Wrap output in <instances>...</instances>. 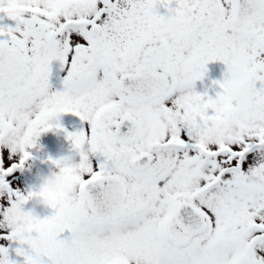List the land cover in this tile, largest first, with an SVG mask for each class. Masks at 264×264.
<instances>
[{
    "label": "snow or ice",
    "instance_id": "obj_1",
    "mask_svg": "<svg viewBox=\"0 0 264 264\" xmlns=\"http://www.w3.org/2000/svg\"><path fill=\"white\" fill-rule=\"evenodd\" d=\"M166 14L190 26L172 36ZM217 61L222 91L197 94ZM68 113L90 126L67 134L77 192L14 228L34 193L10 180ZM34 232L43 254L23 246ZM0 241L23 264H264V0H0ZM0 264H16L3 243Z\"/></svg>",
    "mask_w": 264,
    "mask_h": 264
},
{
    "label": "clouds",
    "instance_id": "obj_2",
    "mask_svg": "<svg viewBox=\"0 0 264 264\" xmlns=\"http://www.w3.org/2000/svg\"><path fill=\"white\" fill-rule=\"evenodd\" d=\"M162 28L169 32L172 36L179 35L186 27L190 26V20L187 17H176L172 14H166L162 17ZM30 21H25L28 24ZM209 110L216 115L222 111V105L213 103ZM8 123L19 128L18 120L7 118ZM59 121L53 120L51 122L53 129L56 128ZM205 128L211 129L214 125L207 122ZM4 143L13 147L19 148L20 139L16 136L8 135L4 139ZM58 165H54L49 174L41 177V183L38 190H34V195L31 197L32 207L25 209L18 208L11 217V223L14 228L26 231L29 227L37 224L41 218L42 213L52 210L53 201L56 197L67 196L69 194H76L77 186H75L68 175V171L78 172L81 167L79 158L72 154L62 157L58 160ZM39 210V212L37 211ZM24 247L32 250L35 253L43 254L49 248V241L39 233L29 235L24 241Z\"/></svg>",
    "mask_w": 264,
    "mask_h": 264
},
{
    "label": "flooded vegetation",
    "instance_id": "obj_3",
    "mask_svg": "<svg viewBox=\"0 0 264 264\" xmlns=\"http://www.w3.org/2000/svg\"><path fill=\"white\" fill-rule=\"evenodd\" d=\"M3 26L12 27L14 23L5 19ZM51 75L49 78V85L53 91H63V79L66 77V69H63L58 61H54L51 65ZM226 76V66L217 61L207 65V73L203 80L196 81L197 84H205L209 79L218 77L219 75ZM257 84H260L259 82ZM207 86V85H206ZM212 89V88H211ZM208 96V95H207ZM216 96V95H215ZM209 98L215 99L213 96ZM59 123L63 131L53 129L52 131L42 133L36 140L35 146L30 149L32 161L35 163V168L38 173L34 174L35 190H38L41 177L49 174L54 165L50 161H57L68 154H72L78 158L77 152L73 149L72 144L67 139L68 133H79L81 131L88 132L90 126L87 122L81 121L79 117L70 113L64 114L59 118ZM29 162V161H28ZM27 176V175H26ZM26 176L23 180H27ZM52 213H49L51 215Z\"/></svg>",
    "mask_w": 264,
    "mask_h": 264
},
{
    "label": "rangeland",
    "instance_id": "obj_4",
    "mask_svg": "<svg viewBox=\"0 0 264 264\" xmlns=\"http://www.w3.org/2000/svg\"><path fill=\"white\" fill-rule=\"evenodd\" d=\"M226 76L219 75L218 77L209 79L205 84H197L195 85V91L197 94L216 97L215 95L219 94L222 90L218 87V82H222ZM261 87L260 84L256 85L257 90ZM212 88V89H211ZM18 159V158H17ZM38 173V169L35 168V163L31 160L27 162L26 166L22 170H17L16 173H14V178L10 180V186L12 187V190L14 192L18 191L21 194L26 195L28 192H33L35 190V183H34V174ZM27 175V176H26ZM26 176V181L23 180V178ZM32 207V202H29L25 209H30ZM39 212V210H37ZM49 213H52L51 211H48L46 213H42V218L45 216H48ZM69 234L65 233L64 237H67ZM0 243H3L4 246L9 248V258L16 262V264H23V258L17 257L15 254V249L18 247L15 243H12L10 241H0Z\"/></svg>",
    "mask_w": 264,
    "mask_h": 264
},
{
    "label": "water",
    "instance_id": "obj_5",
    "mask_svg": "<svg viewBox=\"0 0 264 264\" xmlns=\"http://www.w3.org/2000/svg\"><path fill=\"white\" fill-rule=\"evenodd\" d=\"M35 144H37V143L35 142Z\"/></svg>",
    "mask_w": 264,
    "mask_h": 264
}]
</instances>
